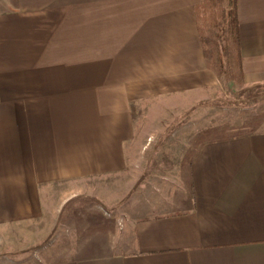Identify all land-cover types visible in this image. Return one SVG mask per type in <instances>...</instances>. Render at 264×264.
Returning <instances> with one entry per match:
<instances>
[{"label":"crops","instance_id":"0c3cea01","mask_svg":"<svg viewBox=\"0 0 264 264\" xmlns=\"http://www.w3.org/2000/svg\"><path fill=\"white\" fill-rule=\"evenodd\" d=\"M202 1L0 0V230L42 247L65 209L71 245L43 264H264V127L138 164L159 144L137 140V107L217 85ZM236 15L243 82L264 84V0Z\"/></svg>","mask_w":264,"mask_h":264},{"label":"rangeland","instance_id":"374dc122","mask_svg":"<svg viewBox=\"0 0 264 264\" xmlns=\"http://www.w3.org/2000/svg\"><path fill=\"white\" fill-rule=\"evenodd\" d=\"M221 44L220 40H210L206 49L213 51ZM232 68L231 76H216L217 85L210 91L195 96L154 99L137 107V113L142 115L137 118V140L157 143L160 147L153 151L154 161L148 163L142 160L138 164L143 167L152 165L153 168L160 166L165 168L160 172H166L167 166L174 163V157H180L187 149L196 147L204 140L237 137L264 127V84H246L235 73L234 65ZM180 147L185 150H180ZM96 184L97 181L93 179L83 183L81 188H88V193H91ZM72 202L78 209L84 207L81 209L83 211L97 208L98 204L95 195L75 198ZM64 217L65 209L58 215L57 227L50 237L45 238L48 242L45 241L42 247L40 241H34L37 233L31 227L26 226L20 231L0 230V264H43L40 258L43 253L59 245L70 246L72 237L67 238L70 232L64 228L68 221L66 217L64 221ZM83 217L88 218L83 221L88 225L97 221L93 213ZM93 233L89 230L90 235Z\"/></svg>","mask_w":264,"mask_h":264},{"label":"trees","instance_id":"16d2710c","mask_svg":"<svg viewBox=\"0 0 264 264\" xmlns=\"http://www.w3.org/2000/svg\"><path fill=\"white\" fill-rule=\"evenodd\" d=\"M195 20L207 67L217 77H229L234 65L235 73L243 80L236 0H203L195 8ZM210 40H220L221 47L208 51Z\"/></svg>","mask_w":264,"mask_h":264}]
</instances>
